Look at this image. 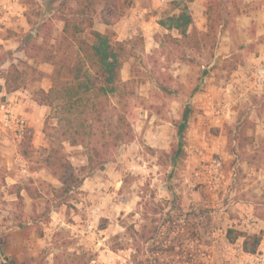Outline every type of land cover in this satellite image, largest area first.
<instances>
[{
	"label": "rangeland",
	"instance_id": "1",
	"mask_svg": "<svg viewBox=\"0 0 264 264\" xmlns=\"http://www.w3.org/2000/svg\"><path fill=\"white\" fill-rule=\"evenodd\" d=\"M263 1L133 0L124 8L113 25L130 20L120 41L130 52L122 79H134L133 138L101 167L83 171L84 148L65 142L68 171L80 179L67 194L49 192L61 183L43 163L44 127L56 120L33 92L47 90L49 79H27L15 90H27L21 110L0 96V264H210L242 245L244 236L228 241L229 229L264 240V78L258 83L255 74L264 63V27L237 24ZM41 3L18 0L24 8L17 13L0 11L3 82L1 71L10 62L52 70L26 55L43 40L44 28L36 27ZM60 3L52 0L55 10L41 16L51 27L50 43L62 34ZM181 10L192 17L188 32L201 39L207 16L214 20L199 49L164 39V33L178 36L167 27ZM96 21L98 14L93 26ZM30 31L34 39H28ZM157 37L166 41L162 47ZM8 108L27 120L20 141L2 125ZM212 158L220 163L217 178L208 169ZM16 183L39 191L34 202L21 191L23 209L11 193Z\"/></svg>",
	"mask_w": 264,
	"mask_h": 264
},
{
	"label": "trees",
	"instance_id": "2",
	"mask_svg": "<svg viewBox=\"0 0 264 264\" xmlns=\"http://www.w3.org/2000/svg\"><path fill=\"white\" fill-rule=\"evenodd\" d=\"M132 2L133 0H61L56 17L63 22L62 34L55 43H50L48 39L51 38V27L41 16L53 9L52 0H42L38 5L40 10L37 13L39 18L36 27L44 28L43 40L33 42L30 47L32 52H27L26 55L35 62L51 64V72L38 70L26 61L10 62L8 68L1 71L7 93L21 88L27 79L35 81L48 78L51 83L47 90L35 89L33 98L38 104L48 106L51 116L56 120L54 125L45 124L47 146L43 148L45 167L61 183L58 188L50 185L49 192L53 195L67 194L80 184L77 171H68L71 165L66 158L65 142L84 148L87 163L81 166L80 170L83 171L101 167L120 144L133 138L134 79L131 77L123 80L121 76L122 66L130 55L127 47L129 43L118 40L116 32L108 28ZM212 5L209 1V11L212 10ZM96 14L99 21L107 26L105 32L94 28ZM207 17L208 29L203 33V40L209 39L214 28V20L209 15ZM169 20L171 23L167 29H175L178 36L164 33L166 41L200 48L201 36L195 31L188 32L192 23L190 13L181 10L178 15L170 16ZM28 21L30 22V18ZM27 36L28 39H34L31 31ZM157 38L162 47L166 41ZM4 58L0 55V62ZM186 115L185 112L182 116L181 126L185 123ZM181 130L179 127V134ZM24 143L29 145V138ZM22 155L25 156L26 152ZM12 186L14 189L11 193L15 195V201L21 209L25 207L22 190L33 202L39 194L37 187L18 183ZM239 236H244V251H256L261 241L259 235L247 236L232 229L226 233L229 242H234Z\"/></svg>",
	"mask_w": 264,
	"mask_h": 264
},
{
	"label": "built area",
	"instance_id": "3",
	"mask_svg": "<svg viewBox=\"0 0 264 264\" xmlns=\"http://www.w3.org/2000/svg\"><path fill=\"white\" fill-rule=\"evenodd\" d=\"M10 8H12L10 6ZM256 79L259 83L261 79L264 78V63L259 64L256 69ZM243 92H240L239 95L243 96ZM3 127L14 129V135L18 141H20L27 128V120L23 115H17L14 111V108H8L3 113ZM219 166L220 163L217 158H212L209 162L208 169L213 172L212 175L217 178L219 175ZM97 209H93L92 213H96ZM233 245V244H232ZM210 264H264V240L260 241L256 251L247 252L244 251L242 245L229 253L228 258H218Z\"/></svg>",
	"mask_w": 264,
	"mask_h": 264
},
{
	"label": "crops",
	"instance_id": "4",
	"mask_svg": "<svg viewBox=\"0 0 264 264\" xmlns=\"http://www.w3.org/2000/svg\"><path fill=\"white\" fill-rule=\"evenodd\" d=\"M249 1H252V0H247V2H249ZM17 2H18V0H0V11L1 10L4 11L5 9H7L8 7L11 6L12 7L11 9L17 13L18 10L24 8V7L21 8V6H19L17 4ZM254 4H256V3H254ZM0 16H1V14H0ZM0 18H2V17H0ZM4 18H6V16ZM129 23H130V20L124 18L122 21H119V23H117V25H118L117 27H116V24L112 26V28L118 34L117 35L118 40H122L123 38H125V36H128L127 35L128 30L127 29H128ZM248 23H255L257 26L264 27V1L260 4L259 7H257V10L251 12V15H244V16L237 18V24L239 26H244ZM119 25L123 26L121 30H117V28L120 27ZM94 26L97 30H99L101 32H105V30H106L105 28H107V26L105 24L101 23L100 21H96ZM119 31H120V33H119ZM262 55H264V52H263V54H261V56ZM45 70H47V71H45L46 73L50 72L46 68H45ZM25 92L27 93L26 89L6 93L5 88H4V82L0 78V96H5L6 100H12V102H13V100H15L16 105L18 106V109H20V110L22 108V104L25 105L28 102L27 100L26 101L24 100L25 99L24 98Z\"/></svg>",
	"mask_w": 264,
	"mask_h": 264
},
{
	"label": "water",
	"instance_id": "5",
	"mask_svg": "<svg viewBox=\"0 0 264 264\" xmlns=\"http://www.w3.org/2000/svg\"><path fill=\"white\" fill-rule=\"evenodd\" d=\"M36 33V31L35 30H33V34H35Z\"/></svg>",
	"mask_w": 264,
	"mask_h": 264
}]
</instances>
